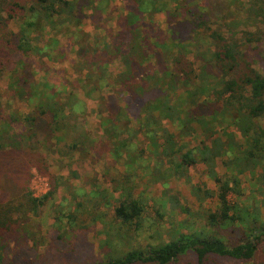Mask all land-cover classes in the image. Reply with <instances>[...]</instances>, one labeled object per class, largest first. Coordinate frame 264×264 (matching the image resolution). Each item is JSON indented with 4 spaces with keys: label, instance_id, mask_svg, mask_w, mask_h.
<instances>
[{
    "label": "rangeland",
    "instance_id": "rangeland-1",
    "mask_svg": "<svg viewBox=\"0 0 264 264\" xmlns=\"http://www.w3.org/2000/svg\"><path fill=\"white\" fill-rule=\"evenodd\" d=\"M18 1L22 3L23 10L9 20L7 26L15 34L19 33L26 19L32 20L42 13L40 9L31 11L34 0ZM206 1L213 10L223 12V0ZM131 5L126 4V0H93L89 8L75 6L71 14L54 16L53 25L43 24L34 30L31 37L38 47L49 39L58 43L56 46L50 44L55 53L53 60L36 53L28 64L18 62L12 69L16 60L11 62L8 52L5 54V44H0V128L6 129L0 135L4 145L0 150V204L10 200L21 201L27 190L34 197L47 195L35 209L28 210L27 205L15 213L14 216L20 217L21 221L17 231L0 242V264H86L104 260L110 255L119 256L133 248L144 249L165 243L177 231L216 230L207 225L206 214L219 208L217 184L199 160L196 149L203 145L210 147L216 137L226 142V133L232 135L235 144L242 146L240 131L235 126L216 121L211 116L206 118L204 126L192 122L181 131L168 120L158 121L157 117L147 127V117L156 114L149 108L148 114L141 109L128 115L125 123L127 132H117L119 135L108 137L100 127V118L110 114L101 97L113 95L117 104L124 108L128 90L134 89L128 85L129 75L113 49L118 25ZM175 5L176 2L168 0L164 10L151 16L160 28L159 36L153 41L165 43L170 49L174 47L168 25L179 20L173 11ZM0 15L2 20L5 19L6 14L1 10ZM258 27L264 28V21L261 20ZM107 53L111 60L106 59ZM188 57L192 59L191 52ZM161 59L168 64L166 56L161 55ZM150 61L143 63L148 69L155 68L152 78L156 81L163 74L157 71L159 66L155 60L152 58ZM90 70L107 83L102 96L97 99L90 97L84 88V76ZM40 81L56 86L58 94L54 99L59 103H64L70 95L82 101L83 111L75 117L74 123L85 131L90 141L83 153L71 150L64 142L55 146L53 139L50 144L54 146L49 150L38 144L36 149L45 158V172L30 162L24 163L20 156L14 157L12 148L4 140L16 137L22 131L19 121L32 110L27 100L30 85ZM18 86L20 90H17ZM157 86L161 88L159 84ZM182 91L176 85L168 91L165 101L187 107ZM188 106L192 109L191 104ZM195 107L193 113H197ZM211 108H214L213 104ZM138 113L140 116L135 117ZM162 129H168L173 135L176 143L173 157L167 156L163 137L156 138L155 146L151 143L152 135L159 134ZM36 132L38 136L33 138L32 144L41 142L43 138L40 131ZM75 134L70 133L72 137ZM123 141L129 146L120 149L119 160L112 147ZM241 148L245 152V147ZM186 153L191 154L194 162L176 166L177 159L182 161ZM255 162L246 170L239 171L229 158L219 156L214 172L217 176L231 174L238 178L239 194L230 191L228 201L239 208L248 207L264 223V158ZM127 190L144 203V212L136 226L121 224L114 216V208ZM71 216L74 217L72 222ZM232 228L235 230L218 232V236L230 245L242 235L238 224ZM180 262L197 264L190 254ZM215 262L210 264H264V241L260 243L253 261L218 259Z\"/></svg>",
    "mask_w": 264,
    "mask_h": 264
},
{
    "label": "trees",
    "instance_id": "trees-1",
    "mask_svg": "<svg viewBox=\"0 0 264 264\" xmlns=\"http://www.w3.org/2000/svg\"><path fill=\"white\" fill-rule=\"evenodd\" d=\"M167 1L126 0V4L132 5L118 25L113 49L129 75L128 85L134 89L131 92L128 90L124 108L117 104L113 95L101 97L105 108L110 110L109 117L100 118L101 129L108 137L119 135L117 132H127L125 123L128 115L141 109L148 114L149 108L156 114L147 117V127L157 117L158 121L166 119L181 131L192 122L204 126L206 118L212 116L214 120L228 122L240 131L245 152L241 145L235 144L230 133H226V142L216 137L210 147L203 145L201 149H196L199 160L217 184L219 208L206 214V223L216 229L214 232L204 229L190 233L177 231L165 243L149 245L144 249L133 248L119 256L110 255L104 260L86 264H181V258L189 254L197 264L216 263L218 259L248 262L254 260L260 243L264 241V223L258 216L248 207L239 208L227 199L230 191L239 194L238 178L231 174L217 176L214 172L219 156L229 158L239 171L264 158V28L258 27V23L264 21V0H223L222 13L215 8L213 10L206 0H172L176 2L173 11L179 17L177 22L168 25L173 49L167 48L165 43L153 41L159 36L160 28L151 16L164 10ZM92 4L93 0H34L31 11L40 9L42 13L32 20L26 19L19 33L15 34L8 30V21L23 10V5L18 0H0V10L6 14L5 19L0 18V44H5V54L8 52L11 62L16 60L12 69L18 62L28 64L36 53L53 60L55 53L50 44L56 46L58 43L49 39L42 41L41 47H38L31 37L33 31L43 24L53 25L54 16L71 14L75 6L89 8ZM189 52L192 59L188 57ZM161 55L166 56L168 64L161 59ZM107 56L106 59L111 60V55L107 53ZM152 58L159 66L157 71L163 74L156 81L152 78L155 68L151 65L150 70L143 63ZM1 69L0 66V72ZM84 77L87 94L94 99L100 98L107 85L103 77L91 70L86 71ZM42 81L30 85L27 100L32 110L22 118L24 123L19 121L22 131L18 136L4 140L12 148L14 157L20 156L24 163L30 162L39 171L45 172V158L37 150L38 144L49 150L53 143L57 146L64 142L71 150L83 153L90 141L85 131L74 123L75 117L83 111L82 101L70 95L64 103H59L54 99L58 94L56 86ZM154 82L156 84L151 86ZM176 85L183 89L181 95L187 106L185 108L181 103L165 101L168 91ZM17 90H20L19 86ZM210 99L212 103L209 104ZM212 104L214 108H211ZM194 106L197 113H193ZM37 130L43 138L41 142L32 144L33 138L38 136ZM3 132H6L5 127L0 128V135ZM73 132L75 137L70 135ZM170 132L168 129H162L159 134L156 132L151 137V143L155 146L156 138L163 137L167 156L173 157L176 143ZM51 139L54 140L52 144ZM1 140L2 136L0 150L4 146ZM68 140H71L70 143ZM128 146L125 141L113 145L114 156L120 160V149ZM190 153L184 154L182 161L177 159L176 166L192 161ZM23 196L21 201L10 200L0 204V242L17 231L21 219L15 217V213L24 210L27 205L28 210L35 209L47 195L34 197L27 190ZM170 201L174 202V199ZM143 212L144 203L140 197L133 196L128 190L114 208L116 220L128 226L138 225ZM72 221L74 217L71 216ZM236 224L240 226L242 235L234 244H227L218 232L222 229L233 231L232 226Z\"/></svg>",
    "mask_w": 264,
    "mask_h": 264
}]
</instances>
